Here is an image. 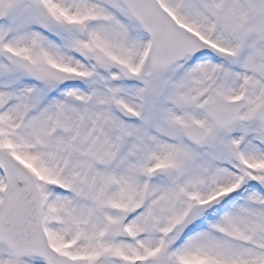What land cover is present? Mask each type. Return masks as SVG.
Segmentation results:
<instances>
[{
    "label": "snow or ice",
    "instance_id": "6c2138e0",
    "mask_svg": "<svg viewBox=\"0 0 264 264\" xmlns=\"http://www.w3.org/2000/svg\"><path fill=\"white\" fill-rule=\"evenodd\" d=\"M0 264H264V0H0Z\"/></svg>",
    "mask_w": 264,
    "mask_h": 264
}]
</instances>
